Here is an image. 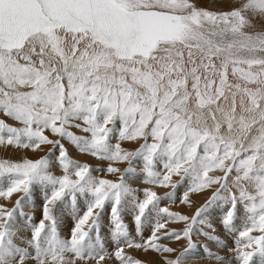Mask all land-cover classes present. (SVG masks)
I'll return each mask as SVG.
<instances>
[{
    "label": "snow or ice",
    "instance_id": "1",
    "mask_svg": "<svg viewBox=\"0 0 264 264\" xmlns=\"http://www.w3.org/2000/svg\"><path fill=\"white\" fill-rule=\"evenodd\" d=\"M232 3L0 0V112L20 125L0 119V146H51L39 159L0 160V200L18 195L0 203V264H188L198 248L216 264H264V0ZM65 142L107 166L81 163ZM137 177L146 187L130 183ZM36 188L38 222L25 211ZM208 190L194 214L171 210ZM214 209L231 248L213 234ZM165 240L187 246L177 255Z\"/></svg>",
    "mask_w": 264,
    "mask_h": 264
},
{
    "label": "rangeland",
    "instance_id": "2",
    "mask_svg": "<svg viewBox=\"0 0 264 264\" xmlns=\"http://www.w3.org/2000/svg\"><path fill=\"white\" fill-rule=\"evenodd\" d=\"M224 1H227V0H223V1L222 0H198V1L196 0V3H197V6L200 8L208 9V7H209L208 10L214 11V10H219L221 8V3ZM211 8H213V9H211ZM0 119H4L8 124H10L12 126H17V127L20 126L17 122H15L12 119L5 116L2 112H0ZM73 131L77 132V134H81L75 129H73ZM51 138L56 139V137H51ZM113 143H115V140H113ZM65 144L69 150L70 155L74 159H77L78 161H80L81 163L86 162L93 167H96L98 165L102 166V167L107 166L106 162H101V161H98L97 159L92 158L90 156L79 154L77 152V150L71 144H69L67 142H65ZM122 147L127 148L129 150H135L136 148L139 147V143L125 142L122 144ZM50 148H51V146H43L42 151L31 152L30 150L15 149L11 146H8V147L0 146V152L2 151V153H0V155H1L0 160L8 159L12 162H19L22 160V158H28V159L35 160V159H39L40 157H42L44 155H47L49 153ZM53 165L54 166H53L52 170L54 171V173L56 175H61L62 172L60 171V169L57 166H55V155H53ZM118 167H120L121 171H123L127 167V164L126 163L120 164V165H118ZM137 167L139 168V164H137ZM94 174L98 175V176H102V177L107 178V179H115L114 176L107 175L106 173H102V172H97ZM215 174L220 175L221 173H215ZM175 179H178V178L174 177V180ZM130 183L134 187H139V188L146 187V185H143L141 183V178H139V177L131 180ZM0 186H2V185H0ZM155 190L162 197L165 195L166 192L171 191V189H161V188H157ZM182 191H183V188H180L177 190V200L178 201H179V198H180ZM211 194H212V190H208L202 194H192L190 196V199L193 201V207L191 209H188L187 206H185V205L176 204V205L171 206V210L179 211V212L189 214V215L194 214L196 208L202 206L206 202V200L211 196ZM33 196H34L35 207L34 208H25V211L29 212L30 214H34L35 221L38 222L42 217V205L44 202L41 191L39 188L34 189ZM17 198H18V195H14L12 198V202L7 203L3 200H0V203H7V206L12 207V204L14 203L15 199H17ZM167 204H168V202L166 200H162V206H167ZM79 207H80V211L82 214L83 211L85 210V206H84L83 201H80ZM109 212H110V205H106L105 211L103 213L102 229H101V234L105 237H107L109 235V232H108V229L110 226L109 225ZM209 215H210V222L216 226V229L218 231V232L216 231L213 234L219 235L221 238L223 237L222 239L225 241L228 248L233 247L232 237L229 236L223 230V228L220 225L221 210L220 209H214ZM124 219H125V222L131 228L132 227V216L129 214H125ZM18 225L23 227V221L18 219ZM72 227H73V220H72L71 216L67 212H65V215L63 218V224H62V228H61V234L64 237H68L70 235V230ZM169 228H176L179 230V229L183 228V225L182 224H170ZM205 230L210 231L209 229H205ZM145 234L147 235L148 232L146 231ZM194 239L196 240V243L198 245L207 244L208 247L213 252H219L220 254L228 256V257L231 256V253H229L226 248L218 247L213 241L207 240L203 236H197ZM164 242L167 243L169 246L175 248L177 255L181 251H183V249L187 246V242L185 240H181V241L165 240ZM131 254L134 257L139 258L141 260H144L146 262H150L152 260L158 259L156 254H154V253L143 254L140 252H132ZM188 264H216V261L211 260V259H207L204 256L203 250L198 248L195 252L190 254ZM233 264H235V261H233ZM255 264H260L258 257L255 258Z\"/></svg>",
    "mask_w": 264,
    "mask_h": 264
},
{
    "label": "bare ground",
    "instance_id": "3",
    "mask_svg": "<svg viewBox=\"0 0 264 264\" xmlns=\"http://www.w3.org/2000/svg\"><path fill=\"white\" fill-rule=\"evenodd\" d=\"M198 1V0H197ZM223 1V0H222ZM208 7V6H207ZM233 7V3H232V0H227V1H224V2H222L221 3V8L219 9V10H214V11H228V10H230L231 8ZM208 9H209V7H208ZM207 9V10H208ZM211 9H213V8H211ZM257 26H258V29H259V27H260V22H257ZM0 153H2V151L0 152ZM6 155V154H5ZM4 155V156H5ZM1 156V155H0ZM18 156V155H17ZM85 158V157H84ZM18 159V158H17ZM8 203V202H7ZM9 207V206H8ZM218 232V231H217ZM223 238V237H222Z\"/></svg>",
    "mask_w": 264,
    "mask_h": 264
}]
</instances>
